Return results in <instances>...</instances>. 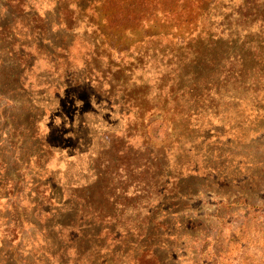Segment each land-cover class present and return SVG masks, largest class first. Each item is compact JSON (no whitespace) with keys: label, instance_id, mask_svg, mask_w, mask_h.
<instances>
[{"label":"trees","instance_id":"16d2710c","mask_svg":"<svg viewBox=\"0 0 264 264\" xmlns=\"http://www.w3.org/2000/svg\"><path fill=\"white\" fill-rule=\"evenodd\" d=\"M215 1L49 0L41 13L27 0H0V264H170L171 244L181 238L176 226H187L184 216L194 213L203 188L199 162L209 160L189 149L203 146L193 134L210 115L219 118L225 105L240 104L241 94L250 93L247 101L264 115V45L251 52L236 26L252 16L246 0L233 10L235 24L230 15L217 24ZM77 24L85 28L81 37ZM83 36L92 39L91 49L77 68L72 54ZM132 50L135 62L164 63L156 105L148 109L142 106L147 92L139 105L136 89L116 84L125 69L115 67L113 53ZM45 61L51 68L38 72ZM85 82L104 96L107 87V100L134 114L122 156L108 149L110 157L94 168L96 179L84 186L66 188L54 173L45 184L54 151L40 120L63 87ZM147 117L171 129L161 144L151 139ZM238 130L232 141L247 145ZM222 135L215 132V146H222ZM222 174L212 169L208 180Z\"/></svg>","mask_w":264,"mask_h":264},{"label":"rangeland","instance_id":"374dc122","mask_svg":"<svg viewBox=\"0 0 264 264\" xmlns=\"http://www.w3.org/2000/svg\"><path fill=\"white\" fill-rule=\"evenodd\" d=\"M27 1L41 13L51 7L49 0ZM243 1L216 0L211 7L215 11L220 9L221 15L213 16V19L219 24L220 20L230 15L229 21L237 23L233 10ZM246 3V9L252 16L239 19L240 23L236 26L243 36L246 34L245 46L252 52L264 45V0H249V3L246 0ZM200 17L203 20V14ZM76 26V33L84 32V25ZM81 36L79 34L78 37ZM87 39L88 36L78 39L73 50L71 64L77 68L82 67L84 55L91 49L92 39ZM243 41L244 38L237 46L240 47ZM136 57L133 50L122 56L113 53L115 67L125 69V73L116 76V84L128 90L136 89L133 95L139 105L140 96L147 92L150 104L144 102L142 106L148 109L156 105L155 83L163 72L164 63H159L158 59V63L154 64L150 58L138 63L135 62ZM38 68V72H44L51 65L46 61L40 62ZM141 85L146 88H141ZM106 88L102 89L105 97L91 82L68 85L62 88L56 102L48 106L40 120V130L54 151V157L44 168L48 174L42 176L43 183L50 182V174L54 173L66 188L84 186L96 179L94 168L98 161L110 157L105 154L108 149L112 151L114 146L118 157L122 156V137L127 125L134 122V114L128 115L117 109L115 101L107 100L110 98H107ZM249 94H241L240 104L226 103V109L222 110L219 118L210 115L203 120L202 131L193 134L195 138H200L197 140L203 142V146L189 149H197L202 153L200 156L209 155V160L199 162L204 169L203 188L198 193L197 203H192L194 213L184 216L187 226H176L181 238L178 241L173 239L170 264H264V115L258 116V110L251 107L247 101ZM156 119L159 118L147 117L145 123L153 142L161 144L169 137L171 129L164 124L157 127ZM234 125L240 126V129ZM181 128L185 125L181 124ZM184 130L185 139H189L190 130ZM235 130L244 134L242 136H245L247 145H243L244 140L242 143L232 141L236 137ZM215 132H222V146H215ZM139 141H135L137 146ZM222 154L224 158L217 159ZM212 169L224 172L226 176L222 174L223 178L208 180ZM27 184H31L29 180ZM241 193L250 194L253 200L246 201Z\"/></svg>","mask_w":264,"mask_h":264},{"label":"water","instance_id":"95a60500","mask_svg":"<svg viewBox=\"0 0 264 264\" xmlns=\"http://www.w3.org/2000/svg\"><path fill=\"white\" fill-rule=\"evenodd\" d=\"M242 34V33H241ZM241 38V37H240Z\"/></svg>","mask_w":264,"mask_h":264}]
</instances>
